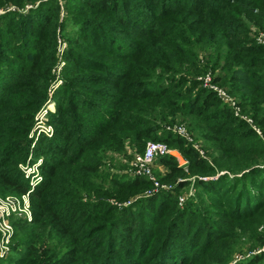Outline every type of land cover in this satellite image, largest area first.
<instances>
[{
	"label": "trees",
	"instance_id": "16d2710c",
	"mask_svg": "<svg viewBox=\"0 0 264 264\" xmlns=\"http://www.w3.org/2000/svg\"><path fill=\"white\" fill-rule=\"evenodd\" d=\"M7 4L24 12L0 14L2 196L29 190L17 165L46 98L57 29L68 48L54 134L38 142L32 219L13 220L11 254L0 264H208L215 249L216 263L228 264L224 247L245 228L264 247V45L249 36V25H264V0H0V9ZM183 32L195 38L187 61ZM207 74L252 125L201 80L186 81ZM178 123L203 137L212 163L170 130ZM126 140L140 154L146 141L177 149L188 173L167 154L156 161L165 173L154 175L172 190L129 202L151 182L98 171ZM190 184L196 197L179 207ZM247 264H264V252Z\"/></svg>",
	"mask_w": 264,
	"mask_h": 264
},
{
	"label": "rangeland",
	"instance_id": "374dc122",
	"mask_svg": "<svg viewBox=\"0 0 264 264\" xmlns=\"http://www.w3.org/2000/svg\"><path fill=\"white\" fill-rule=\"evenodd\" d=\"M60 3L62 4V0H59ZM30 6H26L25 10L27 8H29ZM7 11H12V12H24L23 10H20L18 8H16L15 6L11 5V4H7L5 7H3L2 9H0V14L7 12ZM65 16V11L63 10V8L60 10L59 12V21L63 20ZM71 28L68 25L67 27V31H69ZM74 30L77 29V27H73ZM264 35V25L262 27H259L258 25H249V36L252 38H256L259 36V34ZM186 33H182L181 36L184 37ZM182 37V38H183ZM185 39V41L183 40ZM182 39V44H181V51H182V56L185 55L184 53H186L187 58H185V60H188V50L189 48H191L193 46V44H191L195 38L194 36L190 33L189 35H186L184 38ZM68 48V43L66 41V39H64V37L60 34L59 30H56L55 33V40H54V59L50 68V75H51V79L50 82L48 83V85L46 86V98L43 102V104L39 107V109H37L34 113L33 116V123L32 126L28 132L27 135V141L25 143L24 149H25V158L22 162L18 163V169L20 170V165H24L26 163H34L37 162L38 160L43 161V156H38L37 155V147H38V142L40 139L45 138V139H49L50 137H52V135L54 134V128L53 126L49 123V119L50 116L55 114L56 112V102H55V94L56 91L63 85L64 82V78H63V71L64 68L66 66V61H65V53L67 51ZM209 48H205L204 51L198 52L197 55V60L200 61V64H202L204 61H206V59L209 58V55L206 56V54L203 52H205L206 50H208ZM184 67L187 66L186 63H184L183 65ZM221 69L218 68L216 70V72L214 73L215 76H217V74H221L223 75ZM161 73V71H158ZM183 72V71H182ZM182 76H186V72H183ZM206 77V76H205ZM204 77V78H205ZM204 78H200L199 76H187V82L188 81H192V80H204ZM203 85V84H202ZM219 86V85H218ZM223 89L226 90L228 96L231 98V100H233L235 102V104L237 105L238 108H240L239 106V100L230 95V93L228 92V89L226 87H222L219 86ZM47 107L49 109H47ZM241 110V109H239ZM244 118L247 119V123L249 125H252V120L250 119V117H248L247 115H244ZM181 126H184L186 128V132L188 133V138L189 142L191 143L194 147H196L199 151H201V156L205 157L207 159V161L209 163H212V157H210V155L207 154L208 152V148H207V144L204 141L203 137L196 135L194 136V134H192L193 132L187 129L185 123H178ZM49 135V137H48ZM186 140V139H185ZM264 140V139H263ZM149 141H146V143ZM145 143V145H146ZM145 147V146H144ZM169 149V148H168ZM170 152L169 154L177 160L178 165L181 167H185L184 171L186 173H188V170L186 168V160L183 158V156L177 151V149L175 148H170L169 149ZM136 154H140L139 152V147L135 144H130L127 140L125 142L124 145V149L123 152H113V151H109L108 153L106 152L104 155V158L102 159L101 165L98 168L99 173L103 174L104 172H106V170H109V173L112 175H116V176H126L128 178L133 177V172L132 171V160L134 158V156ZM157 165V163H156ZM114 166V167H112ZM156 172H158V174H164L165 170L163 169V171H159V170H154ZM21 172V171H20ZM22 174V173H21ZM220 174H223L222 172ZM23 175V174H22ZM195 177L190 176V180H194ZM102 182V181H100ZM107 184L108 182L105 181ZM103 183V182H102ZM105 184V187H108V185ZM164 185H171L169 183H163ZM192 190V194L193 197H196V193H195V187L190 184L188 187H186L184 190H182L179 193V197L186 195L189 190ZM150 189L145 190L142 193H137L131 197L128 198L129 202L135 201L139 198H143L146 197L147 192ZM5 196H15L13 194H8ZM0 195V197H5ZM178 197V198H179ZM187 200V199H186ZM109 202H111L112 204H116V202L113 199H110ZM123 203V205H126L129 203ZM178 206L179 207H183L184 206V202L182 205L179 204L178 202ZM27 222V221H26ZM31 222V221H30ZM257 228V227H254ZM15 232V230H14ZM234 234V235H233ZM257 234H264V230L262 228L258 227L257 230ZM230 243L231 245H227L224 248H227L228 253L226 254V257H228L229 259H227L228 261H230V263L228 264H235L237 261H241L243 262V264H247L248 260L250 259L252 254H259L260 252H264V247H258V244L254 243V239L256 238V235L250 234L249 233V228H245V229H237L234 233H232V235H230ZM253 244V245H252ZM254 246V247H253ZM12 247V244H11ZM11 252L9 253L8 256H10ZM216 254H221L220 251H218V249L212 250L210 255L207 257L206 262L208 264H217L216 263Z\"/></svg>",
	"mask_w": 264,
	"mask_h": 264
},
{
	"label": "built area",
	"instance_id": "2783aa9c",
	"mask_svg": "<svg viewBox=\"0 0 264 264\" xmlns=\"http://www.w3.org/2000/svg\"><path fill=\"white\" fill-rule=\"evenodd\" d=\"M257 43L264 45V35L261 33L257 37ZM202 82L204 88L213 91L222 103L233 110L234 116L247 121V119L241 115L235 102L228 96L226 90L212 83L210 74H207ZM49 108L47 107V109ZM170 130L189 141L188 133L183 126H174ZM195 149L197 148L195 147ZM169 152L170 150L165 143L149 141L146 143L143 153L134 156L132 160V171L134 172L132 175L144 176L152 184V188L147 192L146 196L156 194L160 191L172 190L170 185H164L158 182L154 175L156 161L169 154ZM199 153L201 154V151H199ZM40 165L41 161L38 160L31 164L26 163L19 166L23 177L28 181L29 190L27 192L18 196L0 197V260L6 259L11 252L12 237L14 234L13 220L20 219L30 222L32 219L30 194L42 180L39 168ZM191 191L190 189L186 195L178 198L180 205H182L188 197L193 196Z\"/></svg>",
	"mask_w": 264,
	"mask_h": 264
},
{
	"label": "crops",
	"instance_id": "0c3cea01",
	"mask_svg": "<svg viewBox=\"0 0 264 264\" xmlns=\"http://www.w3.org/2000/svg\"><path fill=\"white\" fill-rule=\"evenodd\" d=\"M163 167L159 164L156 165V170L163 171Z\"/></svg>",
	"mask_w": 264,
	"mask_h": 264
},
{
	"label": "water",
	"instance_id": "95a60500",
	"mask_svg": "<svg viewBox=\"0 0 264 264\" xmlns=\"http://www.w3.org/2000/svg\"><path fill=\"white\" fill-rule=\"evenodd\" d=\"M172 155V154H171Z\"/></svg>",
	"mask_w": 264,
	"mask_h": 264
}]
</instances>
